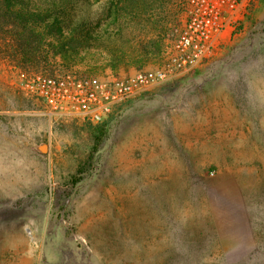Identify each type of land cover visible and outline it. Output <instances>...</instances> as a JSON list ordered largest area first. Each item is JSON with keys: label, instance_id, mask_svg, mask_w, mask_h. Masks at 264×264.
Instances as JSON below:
<instances>
[{"label": "rangeland", "instance_id": "rangeland-1", "mask_svg": "<svg viewBox=\"0 0 264 264\" xmlns=\"http://www.w3.org/2000/svg\"><path fill=\"white\" fill-rule=\"evenodd\" d=\"M121 9L79 15L104 27ZM187 9L160 0L129 16L123 40L151 55L128 68L87 58L29 75L0 52V264H264V0L211 59L100 125L55 115L31 92L38 76L162 68Z\"/></svg>", "mask_w": 264, "mask_h": 264}, {"label": "trees", "instance_id": "trees-1", "mask_svg": "<svg viewBox=\"0 0 264 264\" xmlns=\"http://www.w3.org/2000/svg\"><path fill=\"white\" fill-rule=\"evenodd\" d=\"M104 1L122 6L121 20L118 17L101 27L80 17V5L91 7ZM157 2L160 0H0V52L29 75L46 72L58 63L71 68L87 58L95 63L102 60L112 70L128 68L150 58L151 53L142 42L123 40L131 24L127 18L141 17ZM117 23L119 28L112 29Z\"/></svg>", "mask_w": 264, "mask_h": 264}, {"label": "built area", "instance_id": "built-area-1", "mask_svg": "<svg viewBox=\"0 0 264 264\" xmlns=\"http://www.w3.org/2000/svg\"><path fill=\"white\" fill-rule=\"evenodd\" d=\"M258 1L187 0L188 20L162 68L111 80L88 76H38L31 85V92L55 115L100 125L117 106L171 82L211 59L229 29Z\"/></svg>", "mask_w": 264, "mask_h": 264}]
</instances>
